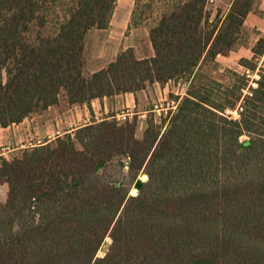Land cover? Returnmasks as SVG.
I'll return each mask as SVG.
<instances>
[{"label": "trees", "instance_id": "1", "mask_svg": "<svg viewBox=\"0 0 264 264\" xmlns=\"http://www.w3.org/2000/svg\"><path fill=\"white\" fill-rule=\"evenodd\" d=\"M150 1L165 4L158 18L138 21L133 11L131 25L147 27L153 54L128 47L89 73L86 35L108 27L116 0H0V127L60 95L89 106L189 81L182 96L169 93L175 108L147 115L140 135L136 117L108 115L0 155V264H264V68L237 118L225 110L246 76L199 72L234 49L257 0H232L213 19L207 0ZM251 51L238 63L255 70L264 38Z\"/></svg>", "mask_w": 264, "mask_h": 264}, {"label": "crops", "instance_id": "2", "mask_svg": "<svg viewBox=\"0 0 264 264\" xmlns=\"http://www.w3.org/2000/svg\"><path fill=\"white\" fill-rule=\"evenodd\" d=\"M215 2L219 9L222 8L219 15L223 16L232 0H215ZM134 4L135 0H116L108 27L106 29L92 28L88 31L85 40V70L87 72L92 73L103 68L121 50L128 47L134 48L138 58L149 57L153 54V49L148 39L147 27L144 25H131ZM216 10L218 11V8ZM215 11L210 12V18L217 13ZM243 26L251 31L258 30L261 31L260 34L264 33V0H257L253 9L247 14ZM257 39V37L253 36L251 43L254 44ZM253 44H250V46L240 45L236 49L229 51V54H217L215 61L225 67H230L227 61L235 58L237 65L242 67L239 65L238 60L252 56L251 47ZM242 49L244 53L240 52ZM169 93L179 95L172 89L171 81L165 84H159L158 82L148 83L143 89L133 93L116 94L110 99H93L89 106L86 104L68 106L65 97L62 96L63 98H59V103L65 104V110L58 112L57 108H55L56 105H52L45 109L44 121L34 115L31 118H25L17 124L0 127L4 136L3 141L16 143V141L21 139L22 134L26 137L44 135L50 128L57 129V135H61L59 130L62 131V134L72 131L77 126L90 122L92 119L99 120L103 118H99V115L113 111L117 113L123 109L141 107L143 109H139L137 113L147 112L151 108L144 107L149 103L154 107H157V102L161 101H166L169 104L172 101L169 99ZM108 115L111 117L113 114ZM79 119H82L83 122L75 125V122ZM68 125L69 128L67 127ZM18 129H24V132ZM55 136L46 139H52ZM44 140L37 141L42 143Z\"/></svg>", "mask_w": 264, "mask_h": 264}, {"label": "rangeland", "instance_id": "3", "mask_svg": "<svg viewBox=\"0 0 264 264\" xmlns=\"http://www.w3.org/2000/svg\"><path fill=\"white\" fill-rule=\"evenodd\" d=\"M164 6H165V4L163 2H159V1H152L151 2L150 0H135V4L133 7L134 16L136 18H139V19H137L138 21L141 20V18H143V20L145 18H147L145 21L152 24L158 18V16L160 15V12L163 10ZM208 7L210 9V12L215 11L217 8H218V11L216 10L215 12H221L222 11V8L219 9L216 2L213 4H210ZM214 16L210 19H213ZM210 17H211V15H210ZM260 32L261 31H258V30H252L251 31L249 28L243 26L240 33L238 34V43L236 44L234 49H236L238 47V45L240 46V44H242V43H243V45H246V46H250V44L252 45L253 43H251V38L253 36L257 37V38H261V37L263 38V33L260 34ZM240 52L244 53L243 49ZM227 53L229 54L230 52L228 51V52L223 53V54H227ZM260 57L261 56H259L257 59H255L257 67H258V64L260 63ZM227 62H228V65L230 67H225L224 65H221V63H219V62H215L216 63V65H215V64H213V62L206 61L202 64L199 72L206 77L219 79V80H222L223 82L227 78L226 74H228V71H227L228 69L235 70V71L239 72L240 74H242L244 69H243V67H240L237 65L235 58L230 59ZM188 84H189V81L186 80L185 78H182V79H179L175 82H172V89L174 90V92H177L179 95L180 94L183 95L185 93L187 87H188ZM62 96H64V95H60V98H63ZM109 103H110V101H109ZM169 105H171V104L170 103L166 104V101L157 102L156 109H158V110L157 111L154 110L151 112H154L155 116L157 117L160 114V112H165V110H167ZM146 107H150V108L153 107L154 108V106L151 103L147 104L144 108H146ZM55 108H57L58 112H60V110H65V104L58 103L55 106ZM139 109H143V108H141V107L132 108V110L136 113L132 114L128 119V120H131L134 117H136L137 121H139L140 126L138 129V135H140L141 131L144 128L143 127V124L145 122L144 120L146 119L147 115L150 114V111L146 112V113L141 112L139 114V113H137V112H139ZM123 110H125V109H123ZM44 112H45V110L33 112L32 114L29 115L28 118H31L35 115L37 117H40L41 121H44L43 120V118L45 116ZM115 113H116V111H113V112L107 113V114H102V115H99V118L104 117L108 114L114 115ZM82 122H83V120L79 119L75 122V125L82 123ZM67 127L69 128V125ZM18 130L21 132H24V129H18ZM56 131H57V129L50 128L47 133H44V135L40 134L39 136L36 135V136L26 137L24 134H22V136L20 137L21 139L16 141V143H14V142L3 141L4 136L2 134V129H0V155L10 157L12 154L18 153L19 150H21L24 147L31 146L34 143H39L40 141H37V140H43V139H46L49 137H53L54 135H57ZM59 132H60V134H62L61 130H59ZM245 138H246L245 136H241V139H245ZM139 178L141 180H144V179H146V176L140 175ZM5 193H6V185H0V201H4ZM130 193H132V194L136 193V188L134 186L131 187ZM105 241L110 242L109 237H106ZM102 248L103 249H100L97 253L99 256L103 255L102 250H104L106 248V244H104Z\"/></svg>", "mask_w": 264, "mask_h": 264}, {"label": "built area", "instance_id": "4", "mask_svg": "<svg viewBox=\"0 0 264 264\" xmlns=\"http://www.w3.org/2000/svg\"><path fill=\"white\" fill-rule=\"evenodd\" d=\"M213 3H215V0H207L206 8L209 11H210V9H209L208 6L210 4H213ZM263 38H264V33H263ZM260 56H261L260 57V63L258 64V67L256 66L255 70H250V69H248L246 67H243L244 70H243L242 73L248 79L247 86H246L245 89H243V95L240 97V99H239L238 103L236 104V106L234 108H232V109H226L225 110V113L229 117H232V118H237L238 117L239 112L242 111V109H243V96L245 94L251 95L250 88H254V87L257 86V80L259 78V71H260V69L264 68V52ZM170 104L171 105H169L168 108H175V102L173 100L170 102ZM154 110L157 111L158 109H156V107H154V108L152 107L149 111L151 112V111H154ZM149 111H147V112H149ZM165 112H166V110H165ZM144 113H146V112H144ZM132 114H135V112L132 109H125V110H122L120 112L115 113L111 117H113L117 121H124V120L129 119V117Z\"/></svg>", "mask_w": 264, "mask_h": 264}]
</instances>
